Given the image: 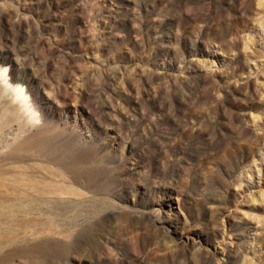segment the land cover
I'll return each mask as SVG.
<instances>
[{
    "label": "rangeland",
    "instance_id": "rangeland-1",
    "mask_svg": "<svg viewBox=\"0 0 264 264\" xmlns=\"http://www.w3.org/2000/svg\"><path fill=\"white\" fill-rule=\"evenodd\" d=\"M5 10L35 31L11 45L1 23L7 79L97 156L98 193L67 215L87 219L94 202L123 213V231L139 217L165 242L141 253L121 236L57 260L264 264V0H0Z\"/></svg>",
    "mask_w": 264,
    "mask_h": 264
},
{
    "label": "bare ground",
    "instance_id": "bare-ground-1",
    "mask_svg": "<svg viewBox=\"0 0 264 264\" xmlns=\"http://www.w3.org/2000/svg\"><path fill=\"white\" fill-rule=\"evenodd\" d=\"M12 18V12L5 10L0 16V28L1 23L9 19L10 43L17 46L21 39H30L35 31L29 19ZM58 51L53 47L45 53L44 74ZM29 59L30 64L39 61L33 56ZM6 68L0 67V264H14L19 260L22 264L49 261L70 264L57 259L71 252H80L89 258L101 253L107 242L115 245L121 236L126 247L131 240L138 242L141 253L162 250L163 238L154 227L149 228L154 225L143 223L139 217L130 218V230L126 227L123 231L126 225L121 228L113 223H118L124 214L110 208L97 213L98 206L94 202L87 205V219L77 220L80 215L77 212L67 215L68 211H73L69 208L81 204L77 201L79 198L98 193L97 156L92 148L82 145L75 134L58 130L45 117L47 104L41 107L36 105L35 99L29 102L24 87L7 79ZM15 76L12 73L10 79ZM51 95L48 103L55 100ZM65 217L72 219L69 227L62 226V222L70 220L63 221ZM86 229L94 231L89 237L97 239L99 235L105 242L95 241L89 245L87 237L86 240L81 238Z\"/></svg>",
    "mask_w": 264,
    "mask_h": 264
}]
</instances>
